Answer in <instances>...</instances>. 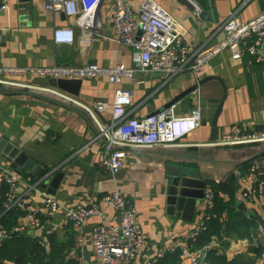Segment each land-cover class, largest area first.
I'll return each mask as SVG.
<instances>
[{
    "label": "crops",
    "instance_id": "crops-1",
    "mask_svg": "<svg viewBox=\"0 0 264 264\" xmlns=\"http://www.w3.org/2000/svg\"><path fill=\"white\" fill-rule=\"evenodd\" d=\"M127 1L136 10L143 2ZM156 1L187 30L184 40L190 47L221 42L225 34L219 30V26L232 12L236 13L242 23L264 13V0H251L248 3L246 0H196L204 8L202 18L198 19L186 0ZM7 3L8 10L0 14V32L3 36L0 42V63L4 67H82L90 63L103 68L117 65L132 67V49L118 44L113 37L111 0L104 1L98 15L103 25V36L85 39L77 30L74 45H57L54 42V31L57 28L75 27L73 18L47 11L42 0H7ZM13 78L27 87H0L11 93H0V142L6 139L48 172L58 168L59 172L64 173L55 196L41 190L28 195L32 183L22 176L16 195L25 198L29 210L41 212L43 222L54 229L58 250H61L66 262L71 260L74 264H98L92 247V234L101 221L98 218L88 221L83 233V245L77 248L75 229L62 226L63 212L51 219L45 216L42 205L46 195L55 197L63 211L81 200H100L115 191L124 194L136 208L142 229L148 235V241L136 264H151L162 251L169 250L201 223L204 207L201 212H196L192 221L167 214L166 164L157 156L163 151L199 152L200 156L214 159V164L199 168L200 177L207 180V188L214 183L226 203L233 200L237 204H246L251 210L263 207L261 215L264 220V205L242 201L241 193L250 189L251 181L238 176L242 166L247 164L240 163L249 160L263 147L250 145L218 148L211 140L215 114L224 97L221 83L227 88V98L218 118L216 141L230 133L234 125L257 130L264 124V66L250 68L246 59L235 60L229 51H224L197 75L184 72L167 83L163 73L138 74L134 82L123 79L120 87L132 92L133 105L128 108V112L130 118L135 119L157 114L189 88L214 78L176 101L179 103L176 113L178 117L188 116L198 101H201L203 109L201 127L181 141L183 146L167 150L153 148L128 151L123 168L115 177L101 166L106 144L96 138L97 129L91 120L90 123L82 115L60 105L75 107L50 94L49 91L53 89L35 84V80L40 79L36 75L27 73ZM20 91L43 94L54 102L14 94ZM114 98V87L107 78H102L82 82L80 96L76 99L82 104L92 105L97 101L112 102ZM111 116L112 111L101 116V120L108 121ZM0 168H10L1 153ZM101 207L104 205L101 204ZM106 214V225L118 224L114 211L107 210ZM25 222L23 216L18 225ZM257 237L258 234L253 238L256 242ZM223 243L230 244L227 250L229 259L248 252L252 247L248 239L234 241L224 237L223 240L214 238L208 248L222 254ZM50 246V242L45 241L43 249L46 253H50ZM72 250H76L74 256H71Z\"/></svg>",
    "mask_w": 264,
    "mask_h": 264
},
{
    "label": "built area",
    "instance_id": "built-area-1",
    "mask_svg": "<svg viewBox=\"0 0 264 264\" xmlns=\"http://www.w3.org/2000/svg\"><path fill=\"white\" fill-rule=\"evenodd\" d=\"M47 11L58 12L75 20V27L57 28L54 42L57 45H74L77 30L85 39L103 36L99 13L105 0H42ZM113 11L111 24L114 40L132 49V67L117 65L103 68L90 63L82 67L54 65L47 68L17 69L6 68L0 63V87L25 88L26 85L13 80L14 76L31 73L40 79L67 81H94L107 78L114 87L115 98L112 102L97 101L85 105L75 97L63 94L55 89L50 94L68 104L81 109L95 124L97 139L106 144L101 162L102 168L116 176L123 168L126 152L131 150H164L183 146L182 140L202 125V106L198 101L195 108L186 117H178L179 103H174L155 115L143 118H130L128 108L133 105L132 92L120 87L123 79L135 81L138 74L163 73L166 83L178 75L189 72L201 73L218 55L229 51L235 60H247L250 68L264 66V13L246 23H242L232 12L219 26L225 34L224 39L215 45L202 44L190 47L185 43L187 30L156 0H143L138 10L127 0H111ZM194 15L201 19L204 8L196 0H186ZM251 0H246L248 3ZM8 10L7 0H0V14ZM3 36L0 32V42ZM112 111L110 120H101ZM181 136V137H179ZM218 148L259 145L264 147V124L257 130L243 125H234L231 132L214 141ZM59 169L49 171L40 180L31 182L28 195L40 191L50 176ZM240 178L251 181V187L241 193L242 201L263 206L264 200V155L248 163V167L238 173ZM20 175L10 169L0 168V189L7 187V200L4 214L11 210L24 212L25 223H20L12 232L0 226V244L14 234L30 235L43 246L44 240L54 234L41 218V212L29 210L24 197L16 195ZM217 192L211 187L206 189L204 214L200 224L194 226L183 239L178 240L169 250L162 251L159 257L178 249L182 251L184 264H203L204 251H191V241H196L207 231V222L215 208ZM101 204L104 207H101ZM44 214L53 218L63 212L62 226H72L77 232V248L83 245V233L86 224L92 218L100 219L92 234V247L98 264H136L148 241L143 231L139 214L129 199L119 191L107 194L100 200H81L62 211L55 197L46 195L43 202ZM203 209V208H202ZM200 210V212L202 211ZM112 210L118 217L115 226L106 225V211ZM257 242L264 249V226L259 225ZM76 254L72 250L71 256ZM151 263V264H152ZM150 264V263H148ZM258 264H264V254Z\"/></svg>",
    "mask_w": 264,
    "mask_h": 264
},
{
    "label": "trees",
    "instance_id": "trees-1",
    "mask_svg": "<svg viewBox=\"0 0 264 264\" xmlns=\"http://www.w3.org/2000/svg\"><path fill=\"white\" fill-rule=\"evenodd\" d=\"M247 167L248 163L242 166L241 170ZM210 187L217 192L215 208L211 211V219L207 222V231L202 233L196 241L190 242L191 251L205 252L206 256L201 261L203 264H256L257 260L263 256L262 246L261 248L253 247L247 253L237 254L233 259H229L225 252L221 254L218 250L208 247L214 238L221 240L224 237L237 240L255 238L259 225L264 226L261 215L263 207L251 210L246 204H237L233 200L226 203L220 197L217 186L211 183ZM6 195L7 187L3 186L0 189V226L11 233L26 213L14 209L4 214ZM48 242L51 245L50 253H46L38 240L30 235L14 234L0 244V264H74L71 260L66 262L65 257L61 255V250H58V240L54 235L48 236ZM251 255L256 257L253 258L254 256ZM152 264H184L182 251L178 249L168 252Z\"/></svg>",
    "mask_w": 264,
    "mask_h": 264
},
{
    "label": "water",
    "instance_id": "water-1",
    "mask_svg": "<svg viewBox=\"0 0 264 264\" xmlns=\"http://www.w3.org/2000/svg\"><path fill=\"white\" fill-rule=\"evenodd\" d=\"M214 78H208L200 82L197 86L189 88L186 92L181 94L179 98L171 102L167 107L176 103L178 99H181L191 93H193L199 85H203ZM82 82L79 80L67 81V80H50L36 79L35 84L42 88L49 87L65 92L73 97H79L82 87ZM224 88V97L217 109L215 118L212 124V136L211 140L216 141L218 132V118L222 112L224 102L227 98V88L221 83ZM0 93L11 94L0 88ZM14 94L29 95L42 100L51 101L50 98L43 94H35L28 91L14 92ZM69 110L82 115L86 120L90 121L88 116L81 112L76 107L66 106L60 104ZM91 123V121H90ZM135 151V150H134ZM202 151V150H201ZM0 153L2 158L8 163L9 169L22 176L24 179H30L31 182L40 180L48 170L43 168L40 164L30 158L27 154L22 152L18 147L9 143L6 139L0 142ZM264 155V147L260 149L253 157L246 162L240 163L244 165L254 159ZM162 161L165 162L166 175H167V187H166V206L167 214L171 216L183 217L188 221H192L196 212L201 210L204 206V200L206 198L207 180L200 177V166H208L211 163L214 164V159L205 158L200 156L199 152L192 151H163L157 155ZM234 165V164H233ZM236 165V164H235ZM64 178V173L56 172L50 176L49 179L40 186L41 191H45L51 195H56Z\"/></svg>",
    "mask_w": 264,
    "mask_h": 264
},
{
    "label": "rangeland",
    "instance_id": "rangeland-1",
    "mask_svg": "<svg viewBox=\"0 0 264 264\" xmlns=\"http://www.w3.org/2000/svg\"><path fill=\"white\" fill-rule=\"evenodd\" d=\"M254 238V237H253ZM236 239H234V241H235ZM46 240H44V242H45ZM248 241H249V244L252 246L251 247V249L254 247V248H261L260 247V245H259V243L258 242H256V241H254L252 238L251 239H248ZM225 242H227V241H225ZM263 248V247H262ZM222 249H223V252H225L227 255H228V253H227V250L229 249V243H228V245L226 244V243H223L222 244ZM264 250V249H263ZM247 253V252H246ZM264 254V252L262 253V255ZM251 256H254L253 258H255L256 256L255 255H251ZM262 259V258H261ZM261 259H258L257 260V262H256V264H258L260 261H261Z\"/></svg>",
    "mask_w": 264,
    "mask_h": 264
},
{
    "label": "clouds",
    "instance_id": "clouds-1",
    "mask_svg": "<svg viewBox=\"0 0 264 264\" xmlns=\"http://www.w3.org/2000/svg\"><path fill=\"white\" fill-rule=\"evenodd\" d=\"M179 137H181V136H179Z\"/></svg>",
    "mask_w": 264,
    "mask_h": 264
}]
</instances>
